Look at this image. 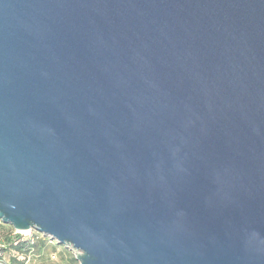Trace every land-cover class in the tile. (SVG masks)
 <instances>
[{
  "label": "water",
  "instance_id": "water-1",
  "mask_svg": "<svg viewBox=\"0 0 264 264\" xmlns=\"http://www.w3.org/2000/svg\"><path fill=\"white\" fill-rule=\"evenodd\" d=\"M0 220L79 264H264V0H0Z\"/></svg>",
  "mask_w": 264,
  "mask_h": 264
},
{
  "label": "rangeland",
  "instance_id": "rangeland-1",
  "mask_svg": "<svg viewBox=\"0 0 264 264\" xmlns=\"http://www.w3.org/2000/svg\"><path fill=\"white\" fill-rule=\"evenodd\" d=\"M45 240L46 247L41 244V240H38L36 242L37 250L36 252L27 256V258L30 257V262L28 264H49L51 261V256L53 254H57L59 264H79L77 261L73 262L75 256L72 251L65 248L64 246L58 245L56 242H51L49 239L45 238ZM14 258L16 259V262L19 261V258L17 256ZM20 262L25 263V261L23 260H21Z\"/></svg>",
  "mask_w": 264,
  "mask_h": 264
},
{
  "label": "trees",
  "instance_id": "trees-1",
  "mask_svg": "<svg viewBox=\"0 0 264 264\" xmlns=\"http://www.w3.org/2000/svg\"><path fill=\"white\" fill-rule=\"evenodd\" d=\"M4 229L7 231V234L5 236V246L4 248L0 249V252L2 255L8 254L10 256L11 264H24V262H16V259L14 257H20V256H28L37 250V245L30 243L29 241H20L21 237L20 236H14V237H9L8 234L10 231L13 230L12 227L6 225L4 226ZM42 245L45 246V239H41ZM40 241V242H41ZM17 242V245H14V243ZM46 247V246H45ZM16 255V256H15ZM76 260L73 259V262Z\"/></svg>",
  "mask_w": 264,
  "mask_h": 264
},
{
  "label": "built area",
  "instance_id": "built-area-1",
  "mask_svg": "<svg viewBox=\"0 0 264 264\" xmlns=\"http://www.w3.org/2000/svg\"><path fill=\"white\" fill-rule=\"evenodd\" d=\"M4 226H6V224H4L0 220V249L6 247L5 246L6 242H5V239L4 238H5L6 234H7V231L4 229ZM8 236L9 237L20 236L21 237L20 241H29L32 244H35L38 240L45 239V237L41 233H39V232H37L35 230H31V231H18V230L14 229V228H13L12 231H10V233L8 234ZM14 245H17V242L14 243ZM1 256H2V253L0 252V257ZM18 258H19L20 261L21 260L25 261L24 264H28L30 262V257L27 258V256H25V257L24 256H20ZM49 264H59L57 254H53L51 256V261H50Z\"/></svg>",
  "mask_w": 264,
  "mask_h": 264
},
{
  "label": "crops",
  "instance_id": "crops-1",
  "mask_svg": "<svg viewBox=\"0 0 264 264\" xmlns=\"http://www.w3.org/2000/svg\"><path fill=\"white\" fill-rule=\"evenodd\" d=\"M10 262H11V260H10V256L8 254L2 255L0 257V264H11ZM19 262H20V260H19Z\"/></svg>",
  "mask_w": 264,
  "mask_h": 264
}]
</instances>
